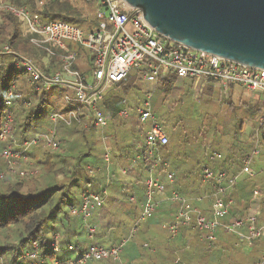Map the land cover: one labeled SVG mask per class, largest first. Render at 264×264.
<instances>
[{
  "label": "trees",
  "instance_id": "16d2710c",
  "mask_svg": "<svg viewBox=\"0 0 264 264\" xmlns=\"http://www.w3.org/2000/svg\"><path fill=\"white\" fill-rule=\"evenodd\" d=\"M97 0H6V2L15 6L28 5L31 11L39 12L46 20H59L76 25L80 28L81 24L88 20L83 10L78 6V2H84L89 5H96ZM96 24V21H94ZM8 45L16 51L34 58V60L44 69V60L38 56V52L29 43V39L23 33L22 23L16 15L0 9V47ZM82 55L85 56V51ZM12 57L6 54H0V135L4 129L6 115L12 113V131L15 140H0V153L13 146L14 150H19L26 139H29L37 132L33 120L40 114L43 105L46 103V94L38 95L31 106H27L28 98L31 94L30 85L27 83V77L24 71H19L11 65ZM59 67V66H58ZM46 72L48 70L44 69ZM141 72V71H140ZM49 73V72H48ZM180 74L183 72H170L160 79L162 90L166 94H172L179 84ZM15 84L16 99L14 106L8 109L3 104L6 89ZM215 83L211 81L209 88L211 91L215 88ZM135 86L132 82V75L129 78L114 86L115 94L105 96L101 104L102 112L109 118L110 128L117 133L125 126L118 112L123 107V101L119 98H127L129 92ZM234 88V86H232ZM198 91V89H196ZM198 97V95H196ZM228 108L236 111L242 108L249 121L252 122L253 133L249 134L248 141L243 143L238 138V130L244 131L243 122L237 125L235 136L232 141H228V157L223 156L221 152L213 153L197 165H191L189 161L181 159L179 156L178 163L170 166L171 143L161 148V154L168 169L175 174L174 187L175 190L182 195L203 196L205 191L202 184L203 169L210 165L216 171L221 170L227 173L231 179L235 177L241 170L243 160L251 153L256 142V131L259 128L262 132L264 126L259 127V119L262 115V109L257 103H253L248 99H241L239 104L235 102L232 95L228 96ZM237 117H240L237 115ZM131 123H133L131 121ZM135 123V122H134ZM34 125V126H33ZM109 126V125H108ZM35 127V129H34ZM93 128H85L84 126L64 127L60 130V139L62 141L61 148L52 153L50 149H44L42 159L35 154V146L28 151V156L34 165L32 169L36 171L33 175H21L23 169L28 170L31 167H24V160L18 159L14 172H10L8 161L0 157V171L4 172L0 177V264H49L54 260H59L61 264H70L75 261L88 248V241L85 232V222L79 216H73L70 212L71 207H80L82 204V196L89 182H94V190L101 192L108 180L107 172H102L96 176L90 175L87 166L93 167L103 166L101 159L94 158L90 162H86V158L92 154V143L97 137L93 134ZM42 129V128H41ZM41 129L39 131H41ZM32 131H34L32 133ZM38 131V132H39ZM121 131L119 133H121ZM137 130L132 131L134 137ZM264 134V133H263ZM169 136V135H168ZM171 138V137H170ZM126 139L120 140L119 136H115L114 141L119 147L121 159L128 164L130 174L133 172L132 157L129 148V142ZM17 144V145H16ZM260 146L264 147V135L260 138ZM133 148L130 146V149ZM134 149V148H133ZM138 151V150H136ZM219 153L221 159L215 158ZM188 159V156H185ZM91 163V164H90ZM151 163L150 159H145L143 164L146 166ZM187 163V165H185ZM161 171V170H160ZM159 171V172H160ZM138 179L121 186L122 198L121 206L113 208H105L104 206L96 208L90 212L91 220L96 227L100 225L106 233L98 234L102 239H108L111 233L112 225L107 226L104 219L112 216L113 211L119 209L124 211L127 207L129 215L137 219L139 208L138 203L132 201L133 190L130 191V184L142 185V181ZM110 184H119L115 179V173L110 175ZM249 177H244L240 182L236 183L229 193L234 200L235 205L231 210L229 217L224 219V223L233 221L236 218H244L254 214L259 208L264 213V199L253 200V185L248 181ZM140 187V186H139ZM145 185H143V190ZM264 192V186L261 187ZM145 192V190H144ZM208 201H210L208 199ZM204 212L211 216L210 206ZM176 206H162L157 210L154 218L148 220L144 229L138 230L133 240L134 243L126 250L123 247L122 257L120 261L108 259L101 262H93L91 264H168L175 262L177 259L188 261L190 264H209L212 259L216 261L228 262V264H252L260 257L261 248L259 243L253 246L251 252L246 255L241 248L236 246L237 239L234 236L227 235L224 229H220L217 233L218 238L215 241H207L202 237L199 231L193 228L181 229L179 235L172 237L167 232V236L162 239L160 236V223L162 221H172L169 216L176 214ZM137 213V214H136ZM97 214V215H96ZM161 214H164L162 217ZM264 219V215L262 217ZM98 224V225H97ZM162 231V230H161ZM163 231V232H164ZM88 239V238H87ZM39 244L41 257L38 259L28 258L27 252L33 250V244ZM122 242H111L108 247H114ZM148 247H144V244ZM102 245L100 242L96 243ZM72 245L75 252H68L67 248ZM56 246L64 252H57ZM157 247V250H153ZM73 254V255H72ZM249 256L250 261H245L244 257ZM178 264V263H177Z\"/></svg>",
  "mask_w": 264,
  "mask_h": 264
},
{
  "label": "built area",
  "instance_id": "2783aa9c",
  "mask_svg": "<svg viewBox=\"0 0 264 264\" xmlns=\"http://www.w3.org/2000/svg\"><path fill=\"white\" fill-rule=\"evenodd\" d=\"M96 3L98 10L95 28L85 31V29L67 22L46 20L39 12L31 11L28 6H15L5 0H0V9L10 11L22 21L29 43L37 52H41L48 58L47 61H44V69L49 73L34 58L20 53L8 45L0 49V54L12 57L11 65L14 69L25 72L27 83L31 89L26 105L31 106L38 95L56 85L65 86L73 92V96L65 97L68 105L67 112L53 113L50 117L51 125L48 130L39 131L26 139L19 145L21 147L19 150H14L13 146H9L0 153V157L8 161L9 171L12 168L15 170L18 159L24 160L28 167H32L33 162L27 153L35 146L42 145L53 152L58 151L62 145L61 126L107 127L109 118L101 110L106 92L126 81L132 71L137 68L144 69L143 80L158 79L170 72H184L193 80L199 93H202L212 81L224 89L231 85H238L251 93L264 96V70L228 61L171 41L159 34L154 27L147 23L142 12L125 0H97ZM65 40L69 41L71 46L66 45ZM79 48L89 51L90 55L83 56ZM79 62L86 67L91 66V75L84 74L76 68ZM16 89L15 84L6 89L3 104L8 109L14 106ZM151 97L150 94L142 105L134 108L122 107L118 112L121 118L129 117L133 112L140 125H149L146 132L141 135L143 142L137 149L138 154L132 159L133 163L140 159L151 160L147 167L148 177L144 181L145 202L142 204L140 219L152 218L155 215L159 206L157 197L164 196L167 192V183L173 184L176 179L173 172L167 171V163L161 154V148L168 145L169 137L159 122L158 116L152 110ZM1 104L2 101H0ZM13 120L12 113H8L0 140H15L12 131ZM261 120L264 121V116ZM256 154H258L257 149L244 160L243 173L253 175L252 163ZM111 157L112 151L107 147L103 166L89 165L87 167L90 175L96 176L105 171L108 181H110ZM216 158H221V155L217 154ZM30 169L21 170L20 174L23 176L32 175ZM159 171L161 173L166 171L167 183L161 178ZM3 175L4 173L1 172L0 177ZM203 175L204 181L214 184V191L209 195L213 216H206L194 204L197 201H204L206 197H198L193 201L173 190L167 196V200L178 204L177 214L173 221L164 222L162 228L176 236L180 227L190 225L203 231L204 239L212 241L216 237V230L219 227H224L226 233H237L244 240L245 245L251 246L264 232V227H256L257 215L236 219L229 225L223 224L221 220L228 216L232 206V201H228V185L226 184L228 177L225 172H214L209 167L204 169ZM254 194L256 197L260 195L257 190ZM107 196V189L104 188L101 192H97L94 190V182H89L83 193L81 206L71 207L70 212L73 216L80 215L87 223L90 212L103 205ZM246 224L249 226L248 234H244L240 230ZM138 225L134 227L130 238L134 236ZM87 229L90 244L77 259L78 264H91L108 259L120 261L126 240L114 247H104L95 244L96 226L88 225ZM144 247L147 248L148 244H144ZM55 250L61 251L57 246ZM67 251L75 252L76 250L74 246L70 245ZM41 254L39 244L35 242L33 250L27 252L26 256L35 260L40 258ZM177 262L180 263V260ZM69 263L75 264V261L71 260ZM49 264L61 263L59 260H54ZM254 264H264V255Z\"/></svg>",
  "mask_w": 264,
  "mask_h": 264
},
{
  "label": "rangeland",
  "instance_id": "374dc122",
  "mask_svg": "<svg viewBox=\"0 0 264 264\" xmlns=\"http://www.w3.org/2000/svg\"><path fill=\"white\" fill-rule=\"evenodd\" d=\"M78 6L88 17V20L82 23L81 27L85 29V31L93 30L95 28L94 21H96V15L98 10L96 5H89L84 2H78ZM22 28L23 33L26 36L27 32L23 23ZM64 43L66 45L71 46V43L67 40H65ZM2 48L3 47H0V49ZM85 54L90 55L89 51H85ZM38 56L44 61H47L48 59L41 52H38ZM76 68L84 74L91 75V66L86 67L82 65L81 62H79L76 65ZM143 71V68H137L132 71V82H135V86L133 87L131 92H129V94L127 95L128 97L126 99L122 96H119V98L123 101V107L134 108L136 106L142 105L144 100H146L150 94L152 95V110L158 116L159 122L163 125L167 135H169V143H171L170 157H172L170 161V166L173 167L176 164H179V158H175L176 156H179L181 159L189 161V163L193 166L205 160L207 156H210L216 152H221L226 159V157H228V141L233 142V138L237 129L236 126L240 125L241 122H243L245 128L244 131H239L237 129L239 132L238 138L240 139V141H242L243 143L247 142L249 134L253 133L254 129L251 126L252 122L249 121V118H247L243 109L238 108L236 111H234L228 108V95L225 93V91L218 88H215L211 91L209 88H206L204 93H199L193 84V80L183 72L184 75L180 74L179 84L177 88L174 89V92H172V94H166L162 90L161 82H159L162 77L158 79L149 78V80H143ZM235 90L240 91L238 92V95L234 97L236 103L239 104L241 99L250 100L249 97H247L243 92L242 87L236 86ZM115 91V88H110L106 92L105 96L115 94ZM45 94L47 98L46 103L43 105L40 114H38L33 120L34 125H37V127L35 125L36 129H38L35 130L36 132H38L41 128V132H45L46 130H48L49 126L51 125L50 117L53 113H66L68 110V105L66 103L65 97L67 95L73 96V92L62 85H56L51 87L48 91L45 92ZM196 95H198V97H196ZM259 96L260 98L264 99L263 95L259 94ZM237 115H239L240 117H237ZM261 118L262 116L260 117L258 124L260 123ZM121 120H123L124 123L126 122L125 126H127L123 129V131L120 130L121 133H119V131L117 135L110 128V124L105 128H93V134L97 137L92 140V154L90 155V157H87L85 161L90 162V160L97 158L101 159L103 162L104 155L106 153V148L109 147L112 151L111 168L118 170L120 174H122L120 169L123 168L127 171L128 175L130 174L129 167L128 164H125L121 159L122 156L119 151V147L116 146V142L114 141L115 136H119L120 140L126 139L125 142H129V148H127V152H130V156L132 158H135L138 154V151L136 150L139 148V145L143 142V137H141V135L146 132L149 125H140L137 122L136 114L133 112L131 113V116L123 117ZM131 121L133 123H131ZM61 129L62 126L60 130ZM134 130H137V133L133 137L131 132ZM33 132L34 131H32L31 135L34 134ZM262 132L264 133V128L262 129ZM263 133L257 134L256 140L259 139L260 135H264ZM130 146H132L134 149H130ZM44 149L46 148L42 145L35 148V154L38 156L39 159H42L45 152ZM259 152L260 153L255 157L254 163L252 165L253 170L255 171V177L248 179L251 185L256 184L255 187L264 186V147L260 146ZM116 155H119L120 158H118ZM186 155L188 156V159L185 158ZM144 160L145 159L137 160V162H132V164L130 165L131 167H134L133 172L131 174H135L136 177L139 176V179L142 181V185H144V181L148 177L147 167L149 166V164L146 166L143 164ZM26 164L27 163L25 162V168L27 166ZM185 165H187V163ZM170 166L167 171L172 172ZM13 171L14 170L12 168L10 172L13 173ZM30 171L32 172V175L36 173V171L32 169V167ZM1 172L2 171H0V173ZM162 178H166V171L162 172ZM124 179L128 181L127 176H125ZM172 185H174V183ZM140 196L141 195H139V200L144 202V191L143 195L141 197ZM185 197L190 200L194 199L193 194H188ZM205 200L206 203H208L211 207V201H208L207 199ZM104 204H106V202ZM104 204L102 206H104ZM117 204L119 205V207L121 206V203ZM112 211L114 214H112V216H109V218L104 219V223H106L107 226L112 225V227H114L112 229L114 230L111 231L108 239L103 240L102 237L98 234H100V232H102V234L106 233V230L104 232V229L97 224L98 226L96 227L97 230L95 234V244L100 242L102 244L101 246L108 247L111 242H119L120 240H126L127 242L124 248L125 250L130 247L136 240H133L134 236L136 235V232L138 230L142 231L145 227L146 222L154 218V216L157 214L156 212L152 218L148 219H133V217H129L131 215H119V209L116 211ZM137 213H141L140 208H138ZM140 215L138 217H140ZM90 218L88 219L87 223L84 224L86 229L85 237L87 236V238L89 235L87 229L88 225L96 226L93 220H91ZM137 221H139V228L134 233V236L130 238L133 234V229ZM163 222L166 221H162L160 223V229L162 231L160 230L159 233L162 239H164L168 235L167 232L164 231V229L162 228L161 224H163ZM87 238L86 240L89 244V238ZM58 248L60 249L59 246ZM60 252H64V250L62 249ZM244 259L245 261H250L249 256H245ZM168 264L174 263L168 262ZM181 264H190V262L182 260ZM209 264H228V262L220 260L216 261V259H212Z\"/></svg>",
  "mask_w": 264,
  "mask_h": 264
},
{
  "label": "water",
  "instance_id": "95a60500",
  "mask_svg": "<svg viewBox=\"0 0 264 264\" xmlns=\"http://www.w3.org/2000/svg\"><path fill=\"white\" fill-rule=\"evenodd\" d=\"M125 1L173 42L264 70V0Z\"/></svg>",
  "mask_w": 264,
  "mask_h": 264
},
{
  "label": "crops",
  "instance_id": "0c3cea01",
  "mask_svg": "<svg viewBox=\"0 0 264 264\" xmlns=\"http://www.w3.org/2000/svg\"><path fill=\"white\" fill-rule=\"evenodd\" d=\"M80 49V48H79ZM81 52V54H83L82 53V51H80ZM83 52H84V50H83ZM85 56H87V55H85ZM215 85V87H217L218 89H221V90H223V91H225V93L228 95V96H230V95H232V97L234 98V97H236L237 95H238V92H240V91H237V90H235V88H236V86H238V85H231V86H229L228 88H223L222 86H219V85H216V84H214ZM209 86V85H208ZM207 86V87H208ZM232 86H234V88L232 87ZM206 87V88H207ZM239 87H241V86H239ZM196 89H197V87H195ZM205 88V89H206ZM243 88V87H242ZM205 89H204V91L202 92V93H204L205 92ZM198 92H199V90H198ZM243 92L245 93V95L247 96V97H249V99L253 102V103H257L259 106H260V108L262 109V117L264 116V99H262V98H260V96H259V94H257V93H251V92H249V91H247L246 89H244L243 88ZM255 94V95H254ZM257 94V95H256ZM235 95V96H234ZM262 119V118H261ZM264 126V121H262V120H260V123H259V127H261V126ZM259 133H261V130L258 128L257 129V131H256V138H257V134H259ZM260 138H261V135H260V137H259V139H257L256 140V142H255V145H254V147H253V149H252V151H251V153L249 154V156H251L252 155V153L254 152V150L255 149H257L258 150V154L260 153L259 151H260ZM217 154H219V153H217ZM216 154V155H217ZM258 154H256L255 156H254V158H253V163H254V159H255V157L258 155ZM216 155H215V158H216ZM221 155V154H220ZM117 156V155H116ZM118 158H120L119 157V155L117 156ZM248 157V156H247ZM246 157V158H247ZM221 158H222V155H221ZM221 158H219V159H221ZM245 158V159H246ZM132 159H134V158H132ZM218 159V158H217ZM244 159V160H245ZM244 160H243V165H244ZM165 161V160H164ZM103 162H104V160H103ZM167 163V162H166ZM253 163H252V165H253ZM243 165H242V168H241V170L238 172V174L235 176V177H233L232 179H231V182H230V180H229V178H227L228 180L226 181V184L228 185V201L229 200H231L232 201V206H231V208H230V211H229V213H228V216H226V217H229V215H230V213H231V210L233 209V207H234V205H235V200L231 197V196H229L230 194V192H231V190H232V188L235 186V184L236 183H238V182H240L241 181V179L242 178H244V177H249V178H253V177H255V171L253 170V167H252V170H253V175H249V174H246V173H243ZM102 166V165H101ZM206 167H209L210 169H212L211 167H210V165H208V166H206ZM205 167V168H206ZM204 168V169H205ZM167 169H168V165H167ZM204 169H203V172H204ZM121 170V173L122 174H120L119 173V171L118 170H116V169H112L111 170V174H114L115 173V179H117L118 180V182H119V184H113V182L110 184V182L111 181H108L107 180V182H106V186H105V189H107V193L109 194L108 196H107V198H106V200H105V202H106V204H104V207L105 208H110L111 206V208H113V207H118L119 208V205L117 204V203H120V200H121V198H122V193H121V186H123L124 184L126 185L127 183H129V182H133V181H136L137 180V177H136V175L135 174H128L127 175V171H126V173H124V169L122 168V169H120ZM213 170V169H212ZM214 171V170H213ZM221 170H216V171H214V172H220ZM203 172H202V184H203V189L202 190H204L205 192L204 193H206V194H203V196L204 197H206V199L208 200H210L211 201V199H210V197H209V195H211V193L214 191V184L213 183H209V182H206V181H204V175H203ZM222 172H225V171H222ZM226 173V172H225ZM110 174V175H111ZM226 175H227V173H226ZM125 176H127V179H128V181L127 180H125L124 179V177ZM160 176H161V178H162V173L160 172ZM228 177V176H227ZM119 178H120V180H119ZM163 179V178H162ZM164 181H166V178L165 179H163ZM166 183H167V181H166ZM256 185V184H255ZM255 185L253 186V200H262V199H264V192H263V190L261 189V187L259 186H256L255 187ZM127 186H129V188H130V191H132L133 190V197L131 198L132 199V201L133 202H135V203H138V205H139V208L141 209V213H142V204L145 202V200H144V202L143 201H141V200H139V195H143V185H134V184H130V185H127ZM140 186V187H139ZM255 187V188H254ZM141 190H142V192H141ZM173 190H175V187H174V185H172V184H168L167 183V192H166V194L163 196H158L157 197V199H158V202H159V206H158V209H161V207L162 206H171V203L173 204V205H175L176 206V214H177V209H178V204L177 203H175V202H173V201H170V200H167V196H169L170 194H171V192L173 191ZM259 191V193H260V195L258 196V197H256L255 196V194H254V192L255 191ZM145 192H146V190H145ZM145 192H144V195H145ZM140 196V197H141ZM203 196H194V199H192L193 201H195V199H197L198 197H203ZM139 201V202H138ZM194 204H196V206L197 207H199L202 211H203V213L206 215V216H208L205 212H204V210L206 211V209L208 208L207 206H209V204L208 203H206V200H204V201H202V202H194ZM210 205H211V202H210ZM102 206V205H101ZM124 209V211H121L122 212V215H128L129 216V211L127 210V207H124L123 208ZM157 209V210H158ZM210 211H211V216H208V217H212L213 216V213H212V209H211V207H210ZM140 213V214H141ZM139 213H138V216L140 215ZM176 214H173L172 216H169V218L168 219H175V216H176ZM252 215H257V217H258V219H257V222H256V227L257 228H259V227H264V219H262V217H263V215H264V213H263V211H262V209H258L254 214H252ZM252 215H250V216H252ZM161 216L163 217L164 216V214H161ZM129 217H131V216H129ZM225 217V218H226ZM247 217H249V216H247ZM247 217H244V218H247ZM225 218H223L221 221H222V223L223 224H226V223H224V219ZM133 219H134V216H133ZM137 219H140V217H138ZM236 219H239V218H236ZM236 219H234L233 221H231V222H228L227 224L229 225V224H231V223H233ZM172 220V221H173ZM166 221V220H165ZM167 222V221H166ZM164 223V222H163ZM137 224H139V221H137L136 222V224H135V226L137 225ZM162 225V224H161ZM193 228L192 226H190V225H188V226H182V227H180V231H181V229H185V228ZM138 228H139V225H138ZM138 228H137V230H138ZM220 229H224V227H219L217 230H216V237H215V239L214 240H212V241H215L217 238H218V235H217V233H218V231L220 230ZM136 230V231H137ZM165 230V229H164ZM192 230H194V231H199V233H201V235H202V237L201 238H203V235H204V232L203 231H200V230H198V229H195V228H193ZM241 232L242 233H244V234H248L249 233V226L246 224L244 227H242L241 229ZM180 231H179V233H180ZM168 232V231H167ZM226 232V231H225ZM179 233L177 234V235H179ZM227 235H230V236H234L236 239H237V242H236V246L237 247H239V248H241V251L244 253V254H246V255H248L250 252H251V250L253 249V246L255 245V244H257V243H259V246H260V248L262 249L261 250V252H260V258L258 259V260H254L253 262H252V264H254L255 262H257V261H259L262 257H263V255H264V232H263V234L262 235H260L259 237H257V239L253 242V244L251 245V246H248L247 244L245 245V243L243 242L244 240H242V238L237 234V233H230V232H228V233H226ZM169 235L170 236H172L173 238L174 237H176V236H173V235H171L170 233H169ZM205 240H207V239H205ZM242 240V241H241ZM123 241V240H122ZM208 241V240H207ZM89 242H90V239H89ZM211 242V241H210ZM90 244V243H89ZM88 244V245H89ZM154 248H156V250H157V247H154ZM123 252V251H122ZM121 257H122V253H121ZM121 260V259H120ZM178 260H180V259H177V261ZM103 261H105V260H103ZM176 261V263H178ZM99 262H101V261H99ZM182 263V261L180 260V263H178V264H181Z\"/></svg>",
  "mask_w": 264,
  "mask_h": 264
}]
</instances>
